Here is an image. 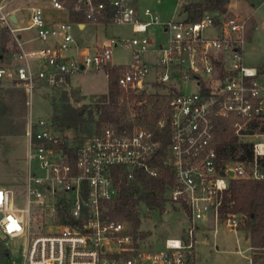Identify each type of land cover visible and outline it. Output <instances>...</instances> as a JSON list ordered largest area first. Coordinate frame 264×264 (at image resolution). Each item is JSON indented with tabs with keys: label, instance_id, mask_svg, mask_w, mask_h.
<instances>
[{
	"label": "built area",
	"instance_id": "obj_1",
	"mask_svg": "<svg viewBox=\"0 0 264 264\" xmlns=\"http://www.w3.org/2000/svg\"><path fill=\"white\" fill-rule=\"evenodd\" d=\"M47 2L49 10H28L25 26L0 2V27L18 38L12 60L22 64L15 79L27 92L29 107L40 85L61 87L69 77L112 66L114 40L82 59L63 55L73 44L72 28L112 23L128 25L141 36L122 42L131 56L117 80L119 102L147 87L160 88L164 92L146 93L167 95V110L152 124L131 119L130 128L103 125L67 148L50 123L29 116L24 203L19 205L10 187L0 186V242L8 247L13 239L23 240L18 264H193L196 220H221L234 231L243 226L238 214L219 217L229 180L264 179V82L257 69L243 65L249 19L206 12L197 21L171 17L161 22L150 9L141 18L131 0ZM157 26L168 35L164 49H154L148 35ZM30 30L41 47L26 52L19 34ZM150 53L157 54L152 64L146 60ZM36 60L42 64L39 70L31 66ZM12 76L10 69L0 68V82ZM186 83L195 90L183 93ZM220 121L230 122L238 141L250 144L251 157L227 163L219 159L215 140ZM160 154L162 170L172 178L166 199L185 209L188 219L183 237H167L162 248L153 249L139 230L131 233L126 222L104 216L103 207L124 191L142 187L144 178H160L159 163L152 165ZM247 261L254 264L251 255Z\"/></svg>",
	"mask_w": 264,
	"mask_h": 264
},
{
	"label": "rangeland",
	"instance_id": "obj_2",
	"mask_svg": "<svg viewBox=\"0 0 264 264\" xmlns=\"http://www.w3.org/2000/svg\"><path fill=\"white\" fill-rule=\"evenodd\" d=\"M48 0H0L5 5V10L22 18L23 26L26 25L28 10L31 7H40L49 10ZM198 0H138V13L141 18L145 9H150L158 14L161 22H166L171 15L175 13L176 19L184 20L179 14L181 6L187 2ZM177 4H179L177 6ZM226 12L240 18H253L255 28L249 41L243 50V65L252 67L259 71L260 80L264 82V5L263 0H230L226 7ZM218 13V12H211ZM204 14V13H203ZM55 16V19H64L63 15ZM21 43L24 45L27 38H35L33 30L22 32ZM73 44L71 49L63 55L72 58L82 59L87 53L85 48L90 50L99 49L106 45L110 40L117 42L112 49V66H124L130 62L131 51L122 45V42L131 41L133 38H140L139 34H134L128 25L106 24L94 25L87 24L85 30L80 31L72 28ZM148 35L153 42L154 49H164L167 47L168 35L163 32L161 27H151L148 29ZM36 39V38H35ZM84 46L81 51L77 45ZM87 46V47H86ZM77 47V48H76ZM84 49V50H83ZM19 51L18 38L10 34L6 29L0 27V68L10 69L13 74L12 79H4L0 82V158L7 157L9 160H1L0 167V185L12 188L15 198L19 199V205L24 203V187L27 162H26V139L25 124L28 114H31L33 121L43 120L51 124L53 130V104L60 106L66 101L84 120L83 131H74L66 129L62 133L68 146L75 147L81 140L95 133L97 129L99 107L106 103L107 77L106 67L76 75L74 79L68 78L65 85L53 89L35 88L32 92L30 107L27 92L16 81L15 70L22 64L14 62L12 55ZM79 51V52H78ZM150 53L146 60L152 64L154 56ZM108 67V66H107ZM110 67V66H109ZM174 71L175 68L172 67ZM195 88L186 83L182 86L183 93L187 94L194 91ZM163 90L147 87L146 92ZM158 94V93H156ZM123 115L128 118H135L139 113L137 103L128 97L123 103H120ZM148 110V107H147ZM101 129V128H100ZM57 131V130H55ZM59 132V131H57ZM31 169L37 171V163L32 162ZM2 172V173H1ZM163 210L157 207H149L146 204H139V232L146 233L145 241L153 249L163 247L165 238L179 237L182 234L183 227L187 226V215L184 209L177 205H172L167 199L163 204ZM195 227V249L193 264H249L247 256H252L248 249L249 238L244 227L240 230L230 229L221 220L214 221L212 218L196 220ZM4 248H8L9 254L3 253ZM24 242L21 239L9 241L8 247L0 242V264H18L23 253ZM251 253V254H250Z\"/></svg>",
	"mask_w": 264,
	"mask_h": 264
},
{
	"label": "trees",
	"instance_id": "obj_3",
	"mask_svg": "<svg viewBox=\"0 0 264 264\" xmlns=\"http://www.w3.org/2000/svg\"><path fill=\"white\" fill-rule=\"evenodd\" d=\"M230 0H198L183 4L179 14H184L188 21H197L206 12H226V7ZM83 22V21H82ZM84 23V22H83ZM110 24V23H108ZM255 28L253 18H249L246 30V41H249ZM107 75V94L106 103L102 104L98 110V121L96 123L97 132L103 125H112L117 129L130 128L131 119L134 124L148 123L152 124L161 117L167 110L168 96L163 94L132 95L130 99L141 103L137 117L128 119L123 115L121 104L119 102L120 91L117 87V80L124 72V66H106ZM148 107V110H147ZM53 122L55 130L64 132L66 129L75 132L83 131L84 120L66 101L57 106L53 104ZM263 130V128H262ZM82 141V140H81ZM163 145H167V135H164ZM67 148V144L62 145ZM216 152L223 163L229 161H242L245 157H251V146L248 143L238 141L233 134L231 123L220 121L217 126L215 140ZM68 148L67 152H71ZM163 154H160L157 161L160 165V178H144L142 187H134L121 193L114 200L104 202V216L124 221L130 228L131 233H137L140 225L139 204H146L149 207H157L163 210V204L166 201V185L171 184L172 178L162 170L161 161ZM187 218V211L184 209ZM227 213L238 214L244 217L243 229L246 230L251 246L252 259L254 264L264 263V179L250 180L230 179L227 189L224 191L221 205L219 208V217L222 218ZM184 229H182L183 237ZM141 237H146V233H140ZM3 253L9 254L7 248Z\"/></svg>",
	"mask_w": 264,
	"mask_h": 264
},
{
	"label": "crops",
	"instance_id": "obj_4",
	"mask_svg": "<svg viewBox=\"0 0 264 264\" xmlns=\"http://www.w3.org/2000/svg\"><path fill=\"white\" fill-rule=\"evenodd\" d=\"M132 1V3L133 4H135V5H137V3H138V0H131ZM180 10V9H179ZM61 15V14H60ZM52 16H59V15H55V14H52ZM180 16H182L183 18H185V15L184 14H181ZM64 17V16H63ZM171 17H176V15H175V13H173L172 15H171ZM170 17V18H171ZM65 18V17H64ZM107 23H104V24H98V25H106ZM88 25H90V26H92V27H94V24H88ZM23 26V25H22ZM86 26H87V24H84L83 25V29H81L80 31H83V30H85V28H86ZM96 27H97V25H96ZM79 28H82V26H79ZM25 32H28V31H25ZM19 37H21V34H19ZM21 42V41H20ZM81 43H79V45H77V47H78V50L79 51H81L82 50V48H85L84 46H82V45H80ZM22 47H23V49L26 51V52H29V51H35V50H38L40 47H41V44L38 42V40H36L35 38H27V40H26V43H24V45H22ZM76 47V48H77ZM87 47V46H86ZM91 48L90 47H87V48H85V50L87 51V52H89V51H92L91 53H93L94 51H95V48H93V50H90ZM84 50V49H83ZM78 51V52H79ZM87 54H90V53H87ZM86 54V55H87ZM31 66H32V68H34V69H40L41 67H42V64H41V62L40 61H38V60H36V61H32L31 62ZM77 75H79V74H77ZM74 77H76V75L75 76H72V77H69V80L70 79H74ZM106 77H107V75H106ZM68 80V79H67ZM29 116H31V114H28V116H27V118L29 117ZM26 128H27V126H26V124H25V132H26ZM55 131V130H54ZM55 135H57V136H60V135H62V133H60V132H57V131H55ZM61 137H63V136H61ZM64 138V137H63ZM25 139H26V157H27V149H28V140H27V138H26V135H25ZM1 160H3V161H5V160H9L7 157H2V158H0V161ZM26 162H27V160H26ZM4 165H7V163L6 164H1L0 163V167H2V166H4ZM26 166H27V164H26ZM1 170V169H0ZM2 173V172H1ZM26 176H27V170H26V175H25V178H26ZM0 186H2V185H0ZM4 187H9V186H4ZM11 188V187H10ZM12 189V188H11ZM250 244V243H249Z\"/></svg>",
	"mask_w": 264,
	"mask_h": 264
},
{
	"label": "water",
	"instance_id": "obj_5",
	"mask_svg": "<svg viewBox=\"0 0 264 264\" xmlns=\"http://www.w3.org/2000/svg\"><path fill=\"white\" fill-rule=\"evenodd\" d=\"M10 20L12 21V22H16V19H15V17L14 16H11V18H10ZM1 216V215H0Z\"/></svg>",
	"mask_w": 264,
	"mask_h": 264
}]
</instances>
